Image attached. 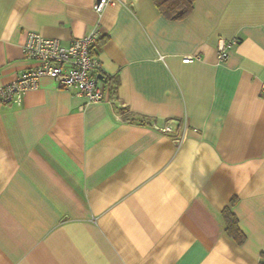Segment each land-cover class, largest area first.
Here are the masks:
<instances>
[{
  "label": "crops",
  "instance_id": "obj_1",
  "mask_svg": "<svg viewBox=\"0 0 264 264\" xmlns=\"http://www.w3.org/2000/svg\"><path fill=\"white\" fill-rule=\"evenodd\" d=\"M95 1L0 0V87L37 64L29 31L97 29L104 94L45 75L0 101V264H264V0H194L181 20ZM220 38L239 40L223 59Z\"/></svg>",
  "mask_w": 264,
  "mask_h": 264
},
{
  "label": "built area",
  "instance_id": "obj_2",
  "mask_svg": "<svg viewBox=\"0 0 264 264\" xmlns=\"http://www.w3.org/2000/svg\"><path fill=\"white\" fill-rule=\"evenodd\" d=\"M116 2L117 0H96L93 8L96 12H101L106 5ZM98 36L97 29H93L65 45L58 38L29 31L23 53L26 57L35 59L37 64L23 69L14 81L2 85L0 101L20 104L24 93L36 87L39 79L45 75L62 88L75 89L87 102L102 101L104 94L100 87L102 79L99 77L102 74L101 63L93 49ZM237 42V38H220L216 46L218 57L225 58L226 49ZM191 59V55L183 57L184 61ZM262 87L264 88V83ZM162 130L171 132V127L166 126Z\"/></svg>",
  "mask_w": 264,
  "mask_h": 264
},
{
  "label": "trees",
  "instance_id": "obj_3",
  "mask_svg": "<svg viewBox=\"0 0 264 264\" xmlns=\"http://www.w3.org/2000/svg\"><path fill=\"white\" fill-rule=\"evenodd\" d=\"M161 14L171 20H181L186 18L193 10L194 0H153ZM225 221L226 233L232 237L236 243L244 241V234L237 224L236 215L228 208L222 210Z\"/></svg>",
  "mask_w": 264,
  "mask_h": 264
},
{
  "label": "water",
  "instance_id": "obj_4",
  "mask_svg": "<svg viewBox=\"0 0 264 264\" xmlns=\"http://www.w3.org/2000/svg\"><path fill=\"white\" fill-rule=\"evenodd\" d=\"M99 77H100L101 79H103V75H102V74H99Z\"/></svg>",
  "mask_w": 264,
  "mask_h": 264
}]
</instances>
